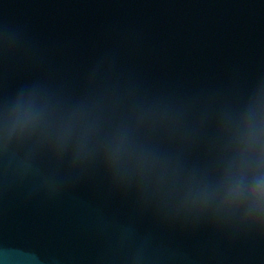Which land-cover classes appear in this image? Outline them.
Listing matches in <instances>:
<instances>
[{"label": "water", "instance_id": "water-1", "mask_svg": "<svg viewBox=\"0 0 264 264\" xmlns=\"http://www.w3.org/2000/svg\"><path fill=\"white\" fill-rule=\"evenodd\" d=\"M0 264H264V0H0Z\"/></svg>", "mask_w": 264, "mask_h": 264}]
</instances>
